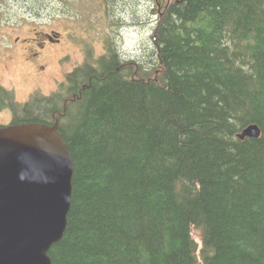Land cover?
Returning <instances> with one entry per match:
<instances>
[{
    "label": "trees",
    "instance_id": "obj_1",
    "mask_svg": "<svg viewBox=\"0 0 264 264\" xmlns=\"http://www.w3.org/2000/svg\"><path fill=\"white\" fill-rule=\"evenodd\" d=\"M10 1L40 15L57 2ZM147 1L142 53L107 37L63 96L29 104L0 86L11 123L58 120L72 161L51 264H264V0ZM100 6L106 27L141 15L133 0ZM254 123L258 138L236 137Z\"/></svg>",
    "mask_w": 264,
    "mask_h": 264
},
{
    "label": "water",
    "instance_id": "obj_2",
    "mask_svg": "<svg viewBox=\"0 0 264 264\" xmlns=\"http://www.w3.org/2000/svg\"><path fill=\"white\" fill-rule=\"evenodd\" d=\"M256 124L238 138H257ZM72 161L58 121L0 127V264H51L71 198Z\"/></svg>",
    "mask_w": 264,
    "mask_h": 264
},
{
    "label": "rangeland",
    "instance_id": "obj_3",
    "mask_svg": "<svg viewBox=\"0 0 264 264\" xmlns=\"http://www.w3.org/2000/svg\"><path fill=\"white\" fill-rule=\"evenodd\" d=\"M133 2L136 5V15L141 14L137 20L133 16L134 21H137V27L131 26L133 20L129 17L123 21L116 17L115 24L106 27L105 12L100 6L102 0H78L75 5L66 6V9L63 0H57L55 7L44 11L41 15L23 4V1L0 0V49L5 50V45L6 47L13 45L16 52L21 54L24 53L22 47L34 48L35 42L45 40L40 34L54 32L59 39V41L44 43L42 51L49 56L46 58L48 68L45 74L36 78L25 77L28 66L21 55H15L8 63L7 70H4L0 64V84L7 89H12L18 102L27 98L24 94L26 95L32 84L36 88L39 87L42 93L49 94L57 88V82L63 81L73 68L89 60L91 55L97 57L103 54L108 38H112V42H116L119 48L129 47L134 53H142L140 52L142 42L152 44L149 38L156 24L155 12L157 11L153 10L152 5L147 6L146 12L139 8L146 6L147 0H133ZM58 10L60 12H57ZM97 13L101 17L100 23L95 18ZM142 14L146 20L145 23L140 24L143 21L139 20ZM107 20L110 24L108 17ZM33 37L34 39H31ZM16 38L18 42L15 43ZM52 38L56 37L52 35ZM142 55L145 57V53ZM56 57L60 59L61 64ZM10 119L9 110H0V125L8 124ZM197 234L195 230L196 238H198Z\"/></svg>",
    "mask_w": 264,
    "mask_h": 264
},
{
    "label": "flooded vegetation",
    "instance_id": "obj_4",
    "mask_svg": "<svg viewBox=\"0 0 264 264\" xmlns=\"http://www.w3.org/2000/svg\"><path fill=\"white\" fill-rule=\"evenodd\" d=\"M40 36L42 38H48V39H52L51 36L49 34H40ZM31 39H34L31 38ZM25 41V40H23ZM22 41V42H23ZM15 43L18 42V39L16 38ZM5 50L0 49V64L2 65L4 70L8 69V63L11 62V60L13 59V57L15 55L20 56L22 60L27 64L28 69L25 75V77L31 76L33 77H41L43 74H45L46 69L48 68V63H47V55H44V52L42 51V49L44 48V41H40V42H35V47L34 48H27V47H22V49L24 50V53H17L15 47L12 45H9L6 47V45L4 46ZM28 49H30V51H28ZM27 50V52L25 51ZM30 64V65H28ZM32 69V70H31ZM34 84H32L31 88L29 89V91L26 93V95L24 94V96L30 98L32 95L35 94H39V95H43L46 96L47 94L42 93L39 87H35L33 86Z\"/></svg>",
    "mask_w": 264,
    "mask_h": 264
},
{
    "label": "bare ground",
    "instance_id": "obj_5",
    "mask_svg": "<svg viewBox=\"0 0 264 264\" xmlns=\"http://www.w3.org/2000/svg\"><path fill=\"white\" fill-rule=\"evenodd\" d=\"M233 44H234V43H233ZM231 45H232V44H231ZM235 45H236V44H235ZM236 47H237V46H236ZM234 48H235V47H234ZM233 120H234V119H233ZM254 124H255V123H254ZM256 125H257V124H256ZM245 127H246V126H245ZM245 127H244V128H245ZM258 127H259V126H258ZM244 128H243V129H244ZM243 129H242V130H243ZM242 130H241V131H242ZM241 131H240V132H241ZM260 133H261V132H260Z\"/></svg>",
    "mask_w": 264,
    "mask_h": 264
}]
</instances>
